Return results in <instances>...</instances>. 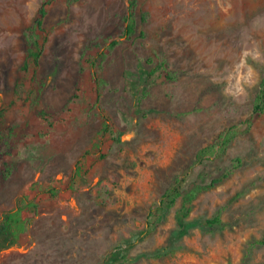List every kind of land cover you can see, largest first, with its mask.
Masks as SVG:
<instances>
[{
  "label": "rangeland",
  "instance_id": "rangeland-1",
  "mask_svg": "<svg viewBox=\"0 0 264 264\" xmlns=\"http://www.w3.org/2000/svg\"><path fill=\"white\" fill-rule=\"evenodd\" d=\"M45 1L0 0V264H264V0H55L25 68Z\"/></svg>",
  "mask_w": 264,
  "mask_h": 264
},
{
  "label": "trees",
  "instance_id": "trees-1",
  "mask_svg": "<svg viewBox=\"0 0 264 264\" xmlns=\"http://www.w3.org/2000/svg\"><path fill=\"white\" fill-rule=\"evenodd\" d=\"M55 3V0H48L43 2L42 6L40 7L37 16L34 20L33 26L30 29V35H29V51H28V58L27 62L25 63V68L28 67L29 61L34 60L36 64H39L40 57L42 55V49L43 46L40 43V40L43 42H46V38L44 37L42 39V36L45 34V28H44V20L48 15V7L53 5ZM137 4V0L131 1V8H133ZM132 17V15H131ZM133 24L129 25L126 30V34L128 36H131L134 33L135 26L134 21ZM157 70L161 72V76L164 79L167 80H174V75L170 73L164 63H160L157 66ZM264 114V78L262 79V82L260 84V91L256 97L254 108H253V117L252 121H257L259 118L262 117ZM2 117V113L0 111V118ZM236 137V133L233 131L229 132L225 137L223 138V145L226 146L229 144L234 138ZM213 147L207 150H211ZM237 162H239L237 160ZM235 162L234 167H239V163ZM222 180L215 181V183L205 187L204 189H210L214 187L215 184L220 183ZM198 191H191L188 193L184 199V209L188 210V205L191 204V202L195 199L197 196ZM180 189L177 191H171L169 192L165 200L168 199L169 202H167L168 205H173L178 197L181 196ZM163 203H166V201H163ZM28 206L34 207V204H28ZM29 208V207H28ZM31 221V218H29V214L27 210L24 209H17L14 211H11L3 216L1 228H0V237H3V240L7 243L10 239H16L20 235V233L25 232L27 229V226L29 222Z\"/></svg>",
  "mask_w": 264,
  "mask_h": 264
},
{
  "label": "clouds",
  "instance_id": "clouds-1",
  "mask_svg": "<svg viewBox=\"0 0 264 264\" xmlns=\"http://www.w3.org/2000/svg\"><path fill=\"white\" fill-rule=\"evenodd\" d=\"M238 91L242 92V91H243V89H241V88H239V87H238Z\"/></svg>",
  "mask_w": 264,
  "mask_h": 264
}]
</instances>
